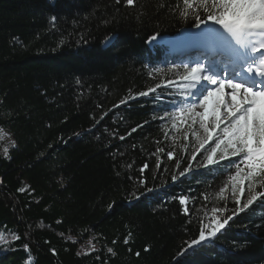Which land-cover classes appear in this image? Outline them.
<instances>
[{
	"label": "trees",
	"instance_id": "1",
	"mask_svg": "<svg viewBox=\"0 0 264 264\" xmlns=\"http://www.w3.org/2000/svg\"><path fill=\"white\" fill-rule=\"evenodd\" d=\"M178 6L0 0V128L15 142L7 157L0 145V264H264V200L233 216L236 202L220 194L235 168L195 167L185 151L199 125L189 119L173 144V120L158 118L190 100L181 64L147 46L197 28ZM217 206L232 209L221 221L233 219L184 254Z\"/></svg>",
	"mask_w": 264,
	"mask_h": 264
},
{
	"label": "snow or ice",
	"instance_id": "2",
	"mask_svg": "<svg viewBox=\"0 0 264 264\" xmlns=\"http://www.w3.org/2000/svg\"><path fill=\"white\" fill-rule=\"evenodd\" d=\"M115 2L120 4L122 0H115ZM123 2L128 6H133L136 0H123ZM181 2L182 7L178 6L180 17L193 16L197 21L194 25L197 28L208 24L219 26L220 33L217 34L222 33L221 39L227 43L235 56V66L227 78H220L217 72L206 67L199 60L191 65L185 64L186 71L182 79L189 82L186 87L192 103L184 104L176 111L180 113L181 121L191 120L189 128L192 124L198 123L199 128L202 129L203 137H197L199 147L195 148L192 159H196L195 153H200L203 149L206 153V163L201 165L203 167L217 165L220 161L227 160L229 167L235 168V173L231 174L234 194L237 185H240L239 191L243 194L244 184L247 182L249 198L242 207H239V197L235 201L238 212H234L233 216L238 215L239 212L249 209L255 202L264 200V192L255 190L257 185L264 187V0H181ZM208 30L213 31V29ZM156 38L155 35L151 37L153 41ZM205 84L209 87H205ZM159 87L160 85L157 84L136 95L155 94ZM225 89L230 91L225 93ZM226 97H230V100ZM125 103H127L126 99L120 101V104ZM197 106L203 111H195ZM113 107L116 108L119 105H113ZM107 115L108 113L105 112L96 123L99 124ZM158 118L172 119L173 128H175L176 116L172 113L166 112L164 116ZM140 127L143 125L132 128L128 135L136 132ZM193 135L196 133L193 132ZM9 136V133L0 128V141ZM119 139L125 140L126 137L119 136ZM185 139H187V134H185ZM209 141H212V144H209ZM9 143L15 147L14 141L9 140ZM206 144L207 148H205ZM164 151V148H157V152ZM3 152L7 157L8 146L3 148ZM166 155L169 159H173V151H167ZM233 157L237 159H231ZM190 170V167L186 168L180 172V176H184ZM176 179L177 177L173 175V181ZM24 190L23 188L18 189V191ZM223 190L222 188L221 192ZM179 202L181 205L186 204L183 196L179 197ZM188 211L185 208V212ZM212 211L215 213L217 209L213 208ZM233 216H228L220 222L214 215L211 220L212 226L204 225L199 232L198 239L192 240L188 249L182 250L183 253L187 254L193 246L211 242L217 237V233H220L233 219ZM205 229H208L207 233ZM11 238L12 240L20 239L14 232L11 233ZM0 239H3L2 233H0ZM68 239L73 238L68 237ZM5 242L8 241L5 240ZM73 242L76 241L73 240ZM115 243L116 241H113V244ZM125 243H128L127 238H125ZM89 245L91 251H95L92 241H89ZM24 249L28 250L27 244L24 245ZM147 250L146 248L145 251ZM108 252L112 253L113 249L109 248Z\"/></svg>",
	"mask_w": 264,
	"mask_h": 264
},
{
	"label": "rangeland",
	"instance_id": "3",
	"mask_svg": "<svg viewBox=\"0 0 264 264\" xmlns=\"http://www.w3.org/2000/svg\"><path fill=\"white\" fill-rule=\"evenodd\" d=\"M210 25L213 26V27L215 26L214 28H218V26L216 27V25H212V24H210ZM203 26H205V25H201L199 28L202 29ZM199 28H197L196 30H198ZM217 31L218 30L213 29V31L210 32L209 35H211V39H210L211 41H215L216 40V37L215 36L217 35ZM183 32L186 33V34H189V36H188L189 38L188 39L191 40V39H194L195 38V37L192 38V33L195 32V31L186 30V31H183ZM213 32H214V34H212ZM203 35H204V33L203 34H199V37L198 38H195L192 41L194 42V41H197V40H203V39H205V37ZM180 36H178V40H176V41H172V40L169 41L168 39L161 38V37L160 38H156V40H155L156 43L155 44L152 45V44H149L148 43L147 46L150 49H153V48L155 49L156 48V49H162V50H164L163 51V55H164V52H165V58H166L165 59V62L168 65H173L174 63H177V62H179V61L182 60V59L181 60H173L174 57H179V58L184 57V56H179L178 55L179 51H181L180 49H182V48H189L188 42H186L182 46L180 44H177V45L170 44V43L179 41V37ZM192 41H189V42H192ZM206 44H207V42H204V46H206ZM199 45H200V49L201 48L204 49V47H203V45L201 43H199ZM223 45L218 44V46L220 47V54L223 53V52H228L229 51V50H224L222 52L221 49H222ZM177 46H180V47H178V49H177ZM174 50H177V51L174 52ZM170 51H173L174 53H172ZM198 52L201 53V51H199V50L197 51L196 50V52L193 54L194 57L192 59H190V60H187V59L183 58V60H187L185 63L181 64V65H183L182 66L183 67L182 68V71L183 72L186 71V69L184 67L185 64L191 65L194 61H197V60H199L201 63H203L205 66H207V64L205 63V60L203 58L199 57V53ZM229 52H231V50ZM223 59L224 58L221 57V59H219V61H218L219 63L217 64V66L216 67H213V68H215V70H216L215 72H217L219 74V77L220 78H227L228 77V73L224 70L227 65L221 62V60H223ZM221 65H222V67H221ZM205 74H207V73H205ZM204 86L205 87H209L208 84H205ZM228 90L225 89L224 90L225 93H227ZM226 98L230 100V97H226ZM188 103H192V100L188 101L187 104ZM210 109H211V105H210ZM195 111H203V109H201V108H199L197 106V108L195 109ZM179 115H180V113L177 112V114H176V120H175V125H176L175 128H173L174 121H172V123L168 127V134H169V137H170L169 138V140H170L169 142L170 143H173V144H175L176 142H178L181 139L183 140L184 131L182 129H185L186 126H187V121L188 120L186 122L181 121L179 119ZM209 120H211V116H209ZM179 132H181V133H179ZM197 137H200V138L203 137V132H202V129H200V128L198 130V133L196 135H194V137H192V140H190V142H189L190 145L188 146L189 147L188 151H185V156L187 157V161L189 159H192V156H193V153L195 151V148L199 147V141H198ZM9 140L12 141V139L10 138V136L7 137V138H5L4 140L0 141V145H1L2 151H3V148L5 146H8V148L11 146V144L9 143ZM209 144H212V141H209ZM207 147H208V145L206 144L205 145V148H207ZM195 155L198 156V159L196 161V166L195 167H202L201 165L204 164V163H206V153H204V150L201 149L200 153H195ZM175 157H176V155L173 153V158H175ZM232 183L233 182L231 180L230 183H229L228 188H226L225 190H223V192H221V194H220L221 195V197H220L221 200H225V199L227 200L228 199L229 202H235L236 201V198L237 197H240V194H241L240 191H239L240 185H237V190H236V192L234 194L233 191H232ZM244 189L246 191H248L247 182H245V184H244ZM214 208L217 209V211L215 213H213V211H212L213 208H212L211 211L207 212L206 215H205V222L209 226H212L211 225V220H212V217L214 215L218 218V220L220 222H222L221 221L222 220V217H224L225 214H227L228 212H231L232 211V209L231 208H228V207H225L224 208L222 206H217V207H214Z\"/></svg>",
	"mask_w": 264,
	"mask_h": 264
},
{
	"label": "bare ground",
	"instance_id": "4",
	"mask_svg": "<svg viewBox=\"0 0 264 264\" xmlns=\"http://www.w3.org/2000/svg\"><path fill=\"white\" fill-rule=\"evenodd\" d=\"M214 27L211 26L210 24H208L207 26H203L202 29L199 28L198 30H196L195 32L192 33V38L193 37L198 38L199 34H203L204 33L203 36L205 37V39H203V40H197V41L193 42L192 40H194L195 38L190 40V39H188L189 38L188 37L189 34H186V33L182 32L183 34H181V36L179 37V41L173 42V43H170V44H175V45L180 44L182 46L186 42H188L189 48L180 49L181 51H179L178 55L188 58L191 55H193L196 52V50L197 51L199 50L202 53L201 54L200 52H198L199 53V57H201V58H203L205 60V63L207 64L206 67H210L213 71H215V68H213V67H216L217 64L219 63L218 61H219V55H220V47L218 46V44H222L221 42L225 43V41L221 39L222 33H221V35L217 34L215 36L216 37L215 41H211L210 40L211 39V35H209V34H210L211 31H209L208 29H216V30H218L217 33H220V29H218L219 26H218V28H214ZM212 34H214V32ZM168 40L169 41H171V40L172 41H176V40H178V38H172V39H168ZM189 41H192V42H189ZM204 42H207L206 46H204ZM148 43L153 45L156 42L151 39ZM199 43H201L203 45L204 49H202V48L200 49ZM178 47H180V46H177V49H178ZM175 51H177V50H174V52ZM170 52L174 53L173 51H170ZM181 58H183V57H181ZM181 58L174 57L173 60H179ZM232 70H233V68H231V67L228 69L230 75L232 73ZM229 91L230 90H228L227 92H229Z\"/></svg>",
	"mask_w": 264,
	"mask_h": 264
}]
</instances>
